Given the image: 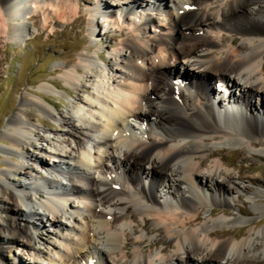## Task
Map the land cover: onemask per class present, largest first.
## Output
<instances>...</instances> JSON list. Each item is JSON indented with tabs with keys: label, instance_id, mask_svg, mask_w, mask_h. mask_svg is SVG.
I'll list each match as a JSON object with an SVG mask.
<instances>
[{
	"label": "bare ground",
	"instance_id": "1",
	"mask_svg": "<svg viewBox=\"0 0 264 264\" xmlns=\"http://www.w3.org/2000/svg\"><path fill=\"white\" fill-rule=\"evenodd\" d=\"M113 1L99 0L87 12L92 37H98L95 17L118 31L128 30L120 32L113 60H103L107 77L101 76L92 93L84 84L80 86L89 96L80 101L98 110L100 117L92 122L93 115L89 118L79 111L63 115L44 91H38L34 98L23 97L4 125L0 138L16 151L39 139L50 148V160L66 166L43 167L38 173L33 163L4 162L0 213H15L10 220L1 218L0 251L15 245L34 247V239L40 236L32 217L43 224L49 214L60 226L66 215L60 206H67L60 200L72 194L88 201L87 215L82 217L85 229L79 230L75 243L63 238L66 251L59 261L51 262L89 264V258L97 256V264L100 260L102 264H264V241L259 238L264 228L255 232L257 222L243 218L248 214L244 208L237 215L229 213L233 189L249 194L256 212L264 210V172L250 175L256 167L236 164L245 152L264 156V107L259 114L255 106V101L264 100V0ZM79 2L0 0V38L22 39L29 30L28 19L35 24L40 12H47L43 29L82 23ZM164 3L169 6L165 15L159 9ZM138 6L141 11L149 7L154 11L140 17ZM54 33L51 30L48 38ZM101 56L81 55L73 70L66 72L67 82L79 86L80 72L92 78L88 71ZM179 66L185 68L181 78L176 76ZM216 80L226 88L222 104L227 101L237 116L220 118L214 112L211 101ZM233 87L238 88V95ZM29 106L59 124L62 135L50 137L32 125ZM133 121L146 126L140 136L125 132ZM66 137L73 140L72 151L64 146ZM58 139L60 145L55 147ZM226 148L232 150L229 157ZM32 159L35 164L43 162L38 156L31 155ZM90 165L98 168L101 178L89 174ZM228 165L236 173L221 170ZM22 171L28 183L17 190L9 177ZM33 174L55 194L53 199H32L31 192L37 195L40 190ZM52 176L64 178L67 188ZM236 178L257 189L240 187ZM159 190L169 198L166 204L159 201ZM245 224L252 227L243 234Z\"/></svg>",
	"mask_w": 264,
	"mask_h": 264
},
{
	"label": "rangeland",
	"instance_id": "2",
	"mask_svg": "<svg viewBox=\"0 0 264 264\" xmlns=\"http://www.w3.org/2000/svg\"><path fill=\"white\" fill-rule=\"evenodd\" d=\"M97 2H99V0H92L91 2L88 0H80L79 5L81 8V14L84 16V20L82 23L77 22L74 24L75 26L73 24L69 25L67 29H64L62 25L56 27L50 25L46 29H43V22L47 16V12L45 14L40 12L37 15L35 24L33 19H28L26 25L29 30L22 39L17 38L7 40L0 38V135L7 119L10 118L19 108L18 104L22 98H34L38 95V91H44L43 95L56 105L58 107V112L63 115H70L72 112L75 114L79 111L81 114L84 113L89 118L90 115H93L94 119H92V122H95V119L100 117L98 110H92V108L87 107V105L80 101V99H89V96L85 93L87 90L85 91L80 86L84 84L88 89V93H92L94 92L96 86L98 87L101 83V76L105 75L107 77V70L105 69L106 65L104 64V61L107 62V60L111 59V53L114 50H117V44L121 39L120 32L127 33L128 30L125 29V27H122L121 30L118 31L113 28V25H108L103 18L95 17L93 19V25L98 37L90 36V27L87 24V20L90 15L87 14V12L89 8L93 6V3L96 4ZM138 7L140 8V6ZM26 9L31 11V8L26 7ZM115 12L117 11L115 10L114 13ZM141 16L142 15H140V17ZM140 17H138L139 20ZM153 17L155 18L156 15H153ZM16 22L18 24L22 23L19 20ZM51 30H54L55 32L54 36L48 38ZM163 31L164 30H162V32L160 31L161 34H164ZM105 33L106 35H104ZM154 33L157 36L160 34L158 30H155ZM241 42L242 40L238 39V44ZM97 53H100L102 56L100 59H95L96 62L93 70L88 71V75L90 74L92 78L86 76L84 72H80V74H77L81 80L79 86L75 87L68 83L65 78L66 72L68 70H73L74 66L78 64L79 57L86 54L96 57ZM180 68L176 70V74L179 73L180 75H183L185 68H182L183 70ZM262 81L264 82V79H262ZM220 89L222 88L219 84L214 82L212 93L214 92L216 96L222 98ZM234 91H236L237 95L239 94L238 88L234 87ZM255 102L256 113L259 112V114H261V112H263L262 108L264 107V100H258ZM26 109L32 117V125L36 126L42 132H45L48 136H56L59 138L60 135H62L61 133L64 132L59 124H56L51 119L44 117L36 108L29 106ZM261 117H263V115ZM73 121L77 126H80V123L76 122V117H73ZM76 137L83 140V137L79 133H77ZM59 141L60 139H58L55 143L57 144L54 145L55 147L60 145ZM66 141L67 142L64 146H68L69 151H72L74 147L72 142L73 140L70 137H66ZM43 146L46 148V152L40 153L39 149ZM49 151L50 148L47 146V143L40 141L39 139L32 140L30 145H24L22 152H18L10 147L5 140L0 138V173L6 172V169L3 166L4 162L16 163L24 161L28 164L33 163L35 168L38 170V173L43 172V167L52 168L53 165L59 166L62 169L65 168L63 164L66 166V163L60 164L58 160L54 162L50 160L52 156L48 153ZM101 151L102 150H100L99 154ZM4 152H7L8 154L5 155ZM92 152L98 151L92 149ZM224 153L227 157L231 156V148H226ZM18 155H21V158H18ZM31 155L40 157V159L43 160L42 164H35L33 159L31 161ZM91 164H93V160ZM236 164H242L245 167H256V169L253 168L254 170L249 172L250 175L258 173L260 170L264 172V156H251L248 152H245L242 158L236 159ZM91 166L92 165H90V169L88 170L89 174L93 178H101L102 176L96 166L95 168L100 176L95 177L93 175V166ZM109 166L111 165L109 164ZM221 170L236 173L235 167L230 165L223 166ZM23 172L24 171H22L21 175L14 174L9 177L10 183L14 185L17 190H19L18 188L20 186L28 183ZM33 177L38 184H40L39 182L43 183L41 177L38 178L35 174H33ZM52 177L60 187L64 189L67 188L68 184L64 178H57L56 176ZM234 182L239 184L240 187L248 188L251 191L257 189V186L249 184L246 181L237 180V178ZM76 186L83 189V185L81 183H78ZM231 187L233 186L231 185ZM49 193H51V191H49ZM31 194L32 199L35 202H39L43 198L46 200L45 197L41 196L43 193L40 190L38 193L39 197L37 196L38 194L36 195L33 192H31ZM248 196L249 194L242 195L239 190L233 189L231 193L229 213L231 212L232 215H237L239 209L244 208L249 215L246 214L242 216L244 219H253V221L257 222V226L254 227V231L256 232L264 228V210L262 213L256 212L252 202L249 201ZM64 197L68 198H65L62 201L60 200L61 203H66L65 205H67L65 207L60 206V209H62L66 214L65 219H62V224H60V226L57 225V223L53 221V216L49 214H45L46 217L43 224L36 220L35 217H32V221H34V223H36L39 227V229L35 231L36 235L40 236L37 239H34V247H21L15 245L9 249L1 250L0 264H60L58 262H51L50 260L54 259L55 261H59V255H61L62 252L65 253L66 247H64L63 238L68 241H72L73 243L79 241V230L84 231L85 229L82 217L87 215L86 207L88 205V201L82 199L81 197L76 198L72 194L71 196H67L65 194ZM47 199L50 200L49 198ZM22 210L26 213L29 212L28 208L25 207H23ZM41 211L43 212V210ZM14 213L15 211L8 212L6 214L0 213V223H2L1 218L6 217L9 220L12 219ZM217 216L221 217L222 215ZM244 226L247 227L242 228L243 234H245L248 228L252 227L249 224H245ZM66 228L72 230H66ZM239 228L240 227H236L235 229L238 230ZM263 236L264 235H259L260 240L263 239L262 241H264ZM192 263L198 264L196 261H193Z\"/></svg>",
	"mask_w": 264,
	"mask_h": 264
}]
</instances>
